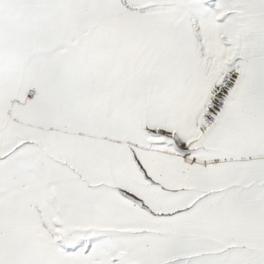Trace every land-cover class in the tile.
I'll list each match as a JSON object with an SVG mask.
<instances>
[{"label": "snow or ice", "instance_id": "6c2138e0", "mask_svg": "<svg viewBox=\"0 0 264 264\" xmlns=\"http://www.w3.org/2000/svg\"><path fill=\"white\" fill-rule=\"evenodd\" d=\"M0 264H264V0H0Z\"/></svg>", "mask_w": 264, "mask_h": 264}]
</instances>
